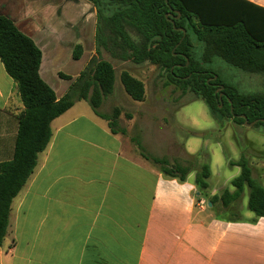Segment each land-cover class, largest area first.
<instances>
[{
    "label": "crops",
    "instance_id": "crops-1",
    "mask_svg": "<svg viewBox=\"0 0 264 264\" xmlns=\"http://www.w3.org/2000/svg\"><path fill=\"white\" fill-rule=\"evenodd\" d=\"M245 1L264 10V0ZM24 5L0 0V15L40 49L39 75L60 99L70 84L53 74L66 72L61 66L71 55L64 59L57 48L45 52L44 41L32 35L39 29L38 9L24 12ZM81 49L75 62L84 57ZM146 103L118 117L124 133H112L85 101L50 123L49 143L10 204L0 264H264V217L238 218L236 204L208 206L194 184L198 133L186 130L180 139L166 115L150 112ZM23 109L0 62V165L13 159ZM139 147L191 171L183 181L167 177Z\"/></svg>",
    "mask_w": 264,
    "mask_h": 264
},
{
    "label": "trees",
    "instance_id": "trees-1",
    "mask_svg": "<svg viewBox=\"0 0 264 264\" xmlns=\"http://www.w3.org/2000/svg\"><path fill=\"white\" fill-rule=\"evenodd\" d=\"M85 1L95 10L96 57L86 64L60 99L39 75L40 49L9 18L0 15V62L16 83L24 107L18 118L13 159L0 165V246L6 235L12 199L31 175L37 155L49 143L50 123L55 118L76 101H85L98 117L107 121L112 133H124L117 125L120 108H113L110 114L99 111L104 98L112 93L115 80L112 65L100 58V48L120 51L121 59L135 65L149 63L165 71L170 84L201 99L219 124L231 121L244 125V116L247 123L257 120L256 126L264 125L260 121L264 119V94H242L218 77L212 79L215 74L205 67L216 58L243 73L264 76V10L245 0ZM111 4L116 5V10L108 14ZM192 39L202 44L199 60L194 58ZM81 52V46L76 45L72 59L78 60ZM119 80L133 102L144 100L142 81L126 71L120 73ZM217 85H222L223 90H218ZM139 150L143 158L158 164L167 177L183 181L191 171V166L169 164L149 156L140 147ZM198 158L199 153L193 157L192 167L197 165L193 169L194 184L200 198L211 207L219 204L229 209L247 189V208L254 220L264 217V186L253 178L248 159L242 153L237 161L229 162L230 166L240 168L239 175L230 181L233 190L226 188L214 196L209 194V167L199 163Z\"/></svg>",
    "mask_w": 264,
    "mask_h": 264
},
{
    "label": "rangeland",
    "instance_id": "rangeland-1",
    "mask_svg": "<svg viewBox=\"0 0 264 264\" xmlns=\"http://www.w3.org/2000/svg\"><path fill=\"white\" fill-rule=\"evenodd\" d=\"M22 2L25 4L24 12L30 10V6L33 11L35 8L38 9L39 29L33 31L32 35L44 41L42 47L46 53L57 48L63 53L64 59L68 54L72 58L74 47L79 44L83 47L84 57L77 62L73 59L65 61L61 67L66 72L53 74L54 78L57 75L59 79L71 84L80 73L74 69L78 68L85 58L88 63L96 57L95 10L85 0H22ZM115 10L116 5L111 4L107 7L108 14ZM49 35H52L53 39L48 37ZM131 36L135 39L133 34ZM191 41L194 58L199 60L202 44L194 39ZM99 50L100 58L108 61L115 71L113 91L104 98L99 108L101 112L110 114L113 108L117 107L121 109L122 115L132 111L134 105H139L131 101L121 86L119 75L126 71L142 81L145 90L144 102H147L145 108L153 113L165 114L168 128L175 129L180 139L186 138V130L198 133L195 137L198 144V160L209 167L210 189L224 187L232 190L230 181L239 175L240 168L230 166L229 162L237 161L241 153L248 159L253 178L264 186V125L256 126L255 123L248 127L236 125L231 121L219 124L210 116L201 99H195L191 92H181L179 88L170 84L165 71L149 63L135 65L129 60H123L120 51L117 50L109 51L108 48ZM205 67L215 74L213 79L218 77L223 84L237 88L242 94H264V76L243 73L216 58ZM59 85L61 87L62 83ZM83 106L90 109L87 102ZM236 205L237 209L239 208L235 210L238 218L253 215L247 208V189Z\"/></svg>",
    "mask_w": 264,
    "mask_h": 264
},
{
    "label": "water",
    "instance_id": "water-1",
    "mask_svg": "<svg viewBox=\"0 0 264 264\" xmlns=\"http://www.w3.org/2000/svg\"><path fill=\"white\" fill-rule=\"evenodd\" d=\"M177 18H179V14L177 15ZM182 34H183V36H182V38H183V37H184V34H185V31H184V30H182ZM212 79H213V78H212ZM218 90L222 91V90H223V86L220 85V86L218 87ZM221 96H222V93L219 94V101L221 100ZM220 107H221V105H220ZM242 118L244 119V126H248V127H250V126H252L253 124H255V123L258 122L257 120H255V121H253V122L247 123L246 120H245V117L242 116ZM260 121H261V122H264V119H262V120H260ZM208 206H210V203H208Z\"/></svg>",
    "mask_w": 264,
    "mask_h": 264
},
{
    "label": "flooded vegetation",
    "instance_id": "flooded-vegetation-1",
    "mask_svg": "<svg viewBox=\"0 0 264 264\" xmlns=\"http://www.w3.org/2000/svg\"><path fill=\"white\" fill-rule=\"evenodd\" d=\"M219 85H217V89H218Z\"/></svg>",
    "mask_w": 264,
    "mask_h": 264
},
{
    "label": "built area",
    "instance_id": "built-area-1",
    "mask_svg": "<svg viewBox=\"0 0 264 264\" xmlns=\"http://www.w3.org/2000/svg\"><path fill=\"white\" fill-rule=\"evenodd\" d=\"M202 204H204V202L202 201Z\"/></svg>",
    "mask_w": 264,
    "mask_h": 264
}]
</instances>
